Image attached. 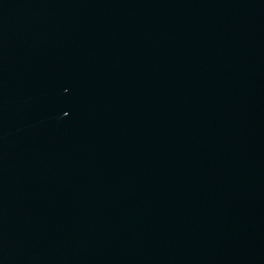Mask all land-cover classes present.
I'll return each mask as SVG.
<instances>
[{
  "label": "water",
  "instance_id": "1",
  "mask_svg": "<svg viewBox=\"0 0 264 264\" xmlns=\"http://www.w3.org/2000/svg\"><path fill=\"white\" fill-rule=\"evenodd\" d=\"M0 264H264V0H0Z\"/></svg>",
  "mask_w": 264,
  "mask_h": 264
}]
</instances>
